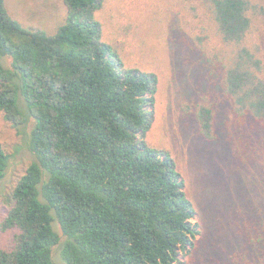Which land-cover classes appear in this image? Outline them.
<instances>
[{
    "label": "trees",
    "instance_id": "obj_1",
    "mask_svg": "<svg viewBox=\"0 0 264 264\" xmlns=\"http://www.w3.org/2000/svg\"><path fill=\"white\" fill-rule=\"evenodd\" d=\"M106 1L63 0L66 21L48 35L0 0V112L29 155L3 183L13 154L0 140V231L13 230L0 264H56L55 247L64 264H193L200 231L185 178L147 137L159 77L105 38ZM173 3L192 70L221 95L222 106L209 96L185 105L200 135L218 138L222 110L229 138L243 129L264 139V0ZM254 192L262 198L229 232L227 264H264V187Z\"/></svg>",
    "mask_w": 264,
    "mask_h": 264
},
{
    "label": "rangeland",
    "instance_id": "obj_2",
    "mask_svg": "<svg viewBox=\"0 0 264 264\" xmlns=\"http://www.w3.org/2000/svg\"><path fill=\"white\" fill-rule=\"evenodd\" d=\"M175 2L180 5V0ZM174 4L173 0H107L97 14L104 23L105 38L117 45L128 65L158 74L155 120L147 137L175 157L194 203L196 213L192 222L198 223L200 233L192 263L227 264L223 255L234 249L225 246L229 232L244 227L249 218L248 207L263 195L264 139L243 129L229 138L232 129L227 127L222 110L217 114L218 138L209 142L200 135L185 105L209 96L222 106L221 95L214 79L210 83L206 79L205 70H192L196 57L188 52V37L182 32L177 18L179 8ZM5 5L23 27L40 29L48 35L55 34L66 21L63 0H5ZM192 55L196 56L194 52ZM0 140L13 154L3 178V183L10 184L24 170L29 155L25 146H19L22 137L1 112ZM17 147L20 149L16 150ZM255 188L261 189L260 197ZM12 235L13 230L0 231V248L11 244ZM59 251L54 248V260L64 264Z\"/></svg>",
    "mask_w": 264,
    "mask_h": 264
}]
</instances>
